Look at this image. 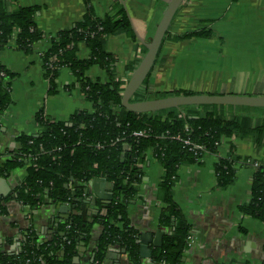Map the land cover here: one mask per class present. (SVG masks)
<instances>
[{"label":"crops","instance_id":"1","mask_svg":"<svg viewBox=\"0 0 264 264\" xmlns=\"http://www.w3.org/2000/svg\"><path fill=\"white\" fill-rule=\"evenodd\" d=\"M169 1L8 0L9 8H38L35 21L43 39L31 53L16 49L13 42L0 48V64L12 75V100L0 114V153L13 150L18 136L38 134L41 128L36 115L40 110L52 121H67L78 111L92 109L67 67L58 71L55 91L50 90L41 54L48 48L51 37L73 28L88 9L97 18H104L114 13L118 6H123L131 31L105 37L103 49L113 57L112 69L124 87ZM204 20H212V37L180 41L167 38L163 41L159 55L163 63L154 66L150 79L154 90L162 87L166 92L264 95V0H184L168 32L171 35L191 32L201 28L200 23ZM76 56L87 59L90 49L84 43H78ZM182 72V80H169ZM84 76L97 83L108 78L106 70L98 64L86 69ZM230 144L234 145L236 154L264 161L263 150L256 149L250 140L236 138L223 139L218 156H225ZM216 161L217 157L210 154L177 169L172 200L190 227V242L182 262L264 264V224L241 210L251 199L254 169L250 165L236 166L234 181L227 187H220L214 172ZM139 172L141 181L136 197L127 207V219L136 231L137 241L141 234L151 236L150 257L142 258L139 252V264H156L151 256L158 248L153 240L155 233L164 230L159 224L164 206L160 193L163 169L148 152ZM24 173V170H14L0 178V199L4 206L0 213V247L7 254L20 250L28 228L35 231L40 240L48 239L60 222L57 216L64 217L65 214L60 213L61 202L52 204L47 200L34 209L17 202L13 191ZM84 186L88 201L83 205V212L88 217L96 213L95 204L102 208L112 199L113 184L103 177H96ZM68 188L72 189L71 183ZM100 233L101 227L95 224L89 238L79 242L74 259L76 264L92 262ZM104 262L132 264L121 255L117 246L107 249Z\"/></svg>","mask_w":264,"mask_h":264},{"label":"trees","instance_id":"2","mask_svg":"<svg viewBox=\"0 0 264 264\" xmlns=\"http://www.w3.org/2000/svg\"><path fill=\"white\" fill-rule=\"evenodd\" d=\"M7 3L8 0H0V48L13 42L16 49L31 53L43 39L35 21L38 8H9ZM211 23L212 20L201 21V28L178 35L167 32L164 40L210 38L213 36ZM125 31L130 32L131 28L123 6L104 18H97L88 9L73 28L51 37L48 48L42 52L50 90L55 91L58 71L67 67L92 109L78 111L67 121H52L40 110L36 115L41 128L38 134H22L16 138L13 150L0 153V178L14 170L25 171L13 191L17 202L31 209L47 200L71 207L45 241L28 228L18 252L7 254L0 247V264H76L77 245L89 238L95 224L101 227V233L89 264H106L105 253L111 246H117L128 262L139 264L136 231L128 223L127 207L137 195L141 181L139 170L148 152L163 169L160 193L164 206L159 224L164 230L161 246L154 249L151 256L156 264H183L190 227L172 200V186L180 165L197 162L206 155L217 157L214 172L220 187L234 181L236 166H252L257 162V167L252 166L251 199L241 210L264 224V161L236 154L233 144L225 156H218L222 140L231 138L250 140L256 149L264 151V107L186 105L152 113L125 110L121 106L123 83L112 69L113 57L103 49L105 37ZM81 42L90 49V56L83 60L76 56L77 44ZM159 55L160 50L155 65L163 63ZM94 64L106 70L105 82H92L84 76L86 69ZM154 71L153 68L131 101L194 94L155 91L150 83ZM1 72L0 114L12 100V75L2 64ZM138 130H146L148 136L133 137L132 132ZM185 139L201 149H190L184 144ZM96 177L113 184V197L102 208L95 204L96 213L86 217L83 205L87 203L88 194L84 185ZM69 183L72 189L68 188ZM3 209L0 199V213Z\"/></svg>","mask_w":264,"mask_h":264},{"label":"water","instance_id":"3","mask_svg":"<svg viewBox=\"0 0 264 264\" xmlns=\"http://www.w3.org/2000/svg\"><path fill=\"white\" fill-rule=\"evenodd\" d=\"M184 0H170L166 6L151 40L145 43L146 48L143 56L136 65L129 79L123 87L121 93V106L134 113H152L159 110L170 108H179L186 105H231V106H249V107H264V95H241V94H211V93H194L168 95L164 97L146 99L140 101H131V97L141 87L145 79L150 74L155 66L158 57V52L164 41L165 35L169 31L170 24L180 8ZM87 193V189L85 190ZM88 199L86 200V202ZM61 212L66 214L68 208H71L67 203H61ZM66 207V208H65ZM65 208V210H64ZM62 215L57 216L61 219ZM162 231L158 230L153 238L156 246H161ZM151 241V236L141 234L136 243L139 245V252L142 258L150 257V249L148 247Z\"/></svg>","mask_w":264,"mask_h":264},{"label":"built area","instance_id":"4","mask_svg":"<svg viewBox=\"0 0 264 264\" xmlns=\"http://www.w3.org/2000/svg\"><path fill=\"white\" fill-rule=\"evenodd\" d=\"M0 76H3L2 72L0 73ZM131 135L133 137H135V138H137V137H146V136H148V132L146 130H138V131L132 132ZM183 142H184L185 145L190 146V149H196V150L201 149V147L199 145L191 143L188 139H185ZM252 166L257 167L258 166L257 162L252 163ZM189 242H190V240L188 239V244H189Z\"/></svg>","mask_w":264,"mask_h":264},{"label":"rangeland","instance_id":"5","mask_svg":"<svg viewBox=\"0 0 264 264\" xmlns=\"http://www.w3.org/2000/svg\"><path fill=\"white\" fill-rule=\"evenodd\" d=\"M212 30V29H211ZM170 33V32H169ZM165 41V40H164ZM164 43V42H163ZM184 76V72H182L178 77L176 76H172L171 78H169V80L175 79L177 78L178 80H182V77ZM158 91L159 92H166L165 89H163L162 87H158ZM176 91V90H175ZM175 91H171V92H175ZM179 92H183V91H179Z\"/></svg>","mask_w":264,"mask_h":264}]
</instances>
